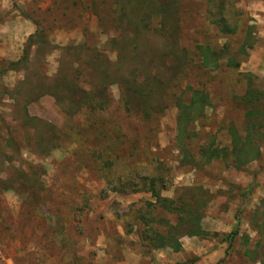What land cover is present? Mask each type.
<instances>
[{"label": "rangeland", "instance_id": "obj_1", "mask_svg": "<svg viewBox=\"0 0 264 264\" xmlns=\"http://www.w3.org/2000/svg\"><path fill=\"white\" fill-rule=\"evenodd\" d=\"M259 107L264 0H0V264H264Z\"/></svg>", "mask_w": 264, "mask_h": 264}, {"label": "trees", "instance_id": "obj_2", "mask_svg": "<svg viewBox=\"0 0 264 264\" xmlns=\"http://www.w3.org/2000/svg\"><path fill=\"white\" fill-rule=\"evenodd\" d=\"M215 17V16H214ZM214 20H217L214 19ZM218 25H220V29H222V32L230 30L228 25H225V21H216ZM33 43V41H32ZM199 53L202 56V61H204V64L206 66H212L213 68L218 65L219 55L218 52L212 50L209 46H198ZM227 65L228 66H237L238 63L233 61V58L228 57L227 58ZM206 101V100H205ZM260 114H264L262 107H259ZM264 116V115H262ZM241 139V138H240ZM239 139V135L233 136L232 140V147L231 150L228 147L219 148H207L206 152L204 153L205 161L210 159V155H215L216 157L223 159L226 161V164L230 165L233 163L234 167L239 168L240 165H244L246 162H249L253 159H255L259 154V149L257 147L256 142L253 138H250V136H246V141H242V139ZM171 203V202H168ZM169 205V204H168ZM188 206H192L190 203L183 202L176 206V209L180 212H186V215H189L190 220V227L188 230H190L193 226L195 229L190 231V234L197 233L201 228L199 227L198 220L199 216L201 215V212L197 210V215L194 213L196 212L195 207L194 209L189 208ZM184 208H186L184 210ZM152 221H155L156 223H159L161 219H158L156 217L151 218ZM185 220V215H180L178 218V221L176 224L168 225L165 223L166 229L164 232H158L156 229L153 228H147L144 229L143 235L148 236L147 239L152 242L153 245L150 246H165L169 244L173 250H179L180 249V243L178 242L179 235L181 233V230L179 228V225L183 223ZM197 222V223H196ZM202 231V230H201ZM236 235L235 232H230L225 236V240H228V244H230L231 239ZM159 244V245H157ZM163 244V245H162Z\"/></svg>", "mask_w": 264, "mask_h": 264}]
</instances>
